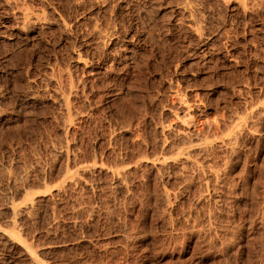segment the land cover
<instances>
[{"label": "rangeland", "instance_id": "rangeland-1", "mask_svg": "<svg viewBox=\"0 0 264 264\" xmlns=\"http://www.w3.org/2000/svg\"><path fill=\"white\" fill-rule=\"evenodd\" d=\"M8 1L0 264H264V0Z\"/></svg>", "mask_w": 264, "mask_h": 264}, {"label": "bare ground", "instance_id": "bare-ground-1", "mask_svg": "<svg viewBox=\"0 0 264 264\" xmlns=\"http://www.w3.org/2000/svg\"><path fill=\"white\" fill-rule=\"evenodd\" d=\"M8 1V0H7ZM25 1V0H24ZM227 2H229V1H231V0H226ZM225 1V2H226ZM239 1V4H245V2H246V0H238ZM9 2V1H8ZM16 2H17V0H16ZM22 3V2H21ZM194 3V1L193 0H180V4H182L183 5V7H184V9H192V7H193V4ZM228 4V3H227ZM18 5V4H17ZM246 5H247V2H246ZM241 6H243V5H241ZM251 6V5H250ZM11 7V6H10ZM15 8V7H14ZM27 8V7H26ZM26 8H24V6H23V9H24V11L23 10H21L20 8V10L23 12V20H24V23H28L29 21H30V19H31V14L28 12V9H26ZM194 8V7H193ZM183 9V10H184ZM244 9H246V7L244 8ZM33 10V9H32ZM39 11V10H38ZM192 11V10H191ZM245 11V10H244ZM204 13V12H203ZM37 14H39V13H37ZM63 14V13H62ZM15 15V14H14ZM190 15H191V13H190ZM198 15V14H197ZM18 16V15H17ZM37 16V15H36ZM44 16H45V13H44ZM43 16V17H44ZM191 16H195V14L193 13ZM22 17V16H21ZM38 17V16H37ZM39 17H40V15H39ZM45 18V17H44ZM61 18H65L64 16L63 17H61ZM22 19V18H21ZM35 19V18H34ZM44 20V19H43ZM65 20V19H64ZM157 20V19H156ZM200 20H201V18H200ZM21 21V20H20ZM34 21V20H33ZM38 21V20H37ZM63 22V21H62ZM110 22V21H109ZM199 22V21H198ZM201 22V21H200ZM34 23H35V21H34ZM32 24V23H31ZM65 24V23H64ZM20 25V24H19ZM30 25V24H29ZM66 25V24H65ZM186 25V24H185ZM26 26V25H25ZM25 26H24V28H25ZM35 26V25H34ZM115 26V25H114ZM28 27V26H27ZM30 27V26H29ZM95 27H96V25H95ZM151 27V26H150ZM22 28H23V26H22ZM23 28V29H24ZM201 28V27H200ZM96 29V28H95ZM94 29V30H95ZM198 29H199V27H198ZM202 29V28H201ZM66 30V29H65ZM214 30V29H213ZM100 31V30H99ZM105 31V30H104ZM202 31V30H201ZM100 33V32H99ZM105 33V32H104ZM201 33V32H200ZM203 34V33H202ZM227 36V35H226ZM81 58V57H80ZM87 59V58H86ZM52 70V69H51ZM54 71H56V70H54ZM59 74V73H58ZM243 82V81H242ZM69 85V84H68ZM71 85V84H70ZM56 86V85H55ZM76 88V87H75ZM71 91V90H70ZM70 95V94H69ZM32 96H33V94H32ZM183 97V96H182ZM67 100V99H66ZM65 101V100H64ZM187 101V100H186ZM200 101V100H199ZM196 103V102H195ZM66 104H67V102H66ZM184 104V103H183ZM68 107V106H67ZM261 107V106H260ZM68 109V108H67ZM190 109H191V105H189L187 102H186V104H185V110H187V115L188 116H191V115H189L190 113H189V111H190ZM186 112V111H185ZM184 112V113H185ZM69 114V113H68ZM186 116V115H185ZM208 118V117H207ZM242 117H240V119H241ZM242 121V120H241ZM241 122L239 121V124H240ZM67 124V123H66ZM242 125V124H241ZM240 125V126H241ZM218 126V125H217ZM238 126V125H237ZM233 127V126H232ZM244 128V127H243ZM254 129V128H253ZM241 131V130H240ZM243 131V130H242ZM183 133V132H182ZM239 134H240V132H239ZM228 136V135H227ZM233 136V135H232ZM235 136V135H234ZM167 137V136H166ZM165 137V138H166ZM226 139V138H225ZM232 139V138H231ZM191 148V147H190ZM68 149V148H67ZM66 150V149H65ZM216 151V150H215ZM190 153V152H189ZM173 154V153H172ZM184 154V156L180 159V161H189V156L190 155H188V153H183ZM186 154V155H185ZM145 155V154H144ZM180 156V155H179ZM121 157V156H120ZM94 159V158H93ZM179 159V158H178ZM215 159V158H214ZM187 161V162H188ZM162 162H163V160H162ZM183 162V163H184ZM186 163V162H185ZM164 164H165V162H164ZM84 167V166H83ZM115 167H117V166H115ZM122 167V166H121ZM78 169V168H77ZM83 170V169H82ZM9 171V170H8ZM76 173V172H75ZM78 173V172H77ZM9 174V173H8ZM118 174H121V173H119V171H118ZM83 175V174H82ZM117 175V174H116ZM120 176V175H119ZM68 178V177H67ZM122 178V177H121ZM217 178V177H216ZM219 178V177H218ZM26 179V178H25ZM69 179V178H68ZM70 179H72V178H70ZM77 179V178H76ZM71 181V180H70ZM29 182V181H28ZM44 182V181H43ZM66 181L64 180V183H65ZM96 182V181H95ZM75 183H77V182H75ZM44 184V183H43ZM71 184V183H70ZM74 184V183H73ZM92 186V185H91ZM47 187V186H46ZM93 189V188H92ZM25 191V190H24ZM31 192V191H30ZM26 193H27V191H26ZM25 194V193H24ZM30 196V195H29ZM263 196V195H262ZM6 199V198H5ZM29 200H28V202L27 203H25V204H27L28 206L29 205H33V201H35L34 200V198L31 196V198H28ZM11 201H9L8 203H7V207H8V210L10 211V213H11V220H10V223H12L13 225L14 224H17L18 222H16L17 221V216L20 214V211H21V209L22 208H20V207H17V205H15V202L12 200V199H10ZM16 201V200H15ZM20 203H22V204H24L22 201H20ZM20 203H18V204H20ZM35 203V202H34ZM91 205V204H90ZM29 207H31V206H29ZM29 207H28V209H29ZM92 207V206H91ZM24 208V207H23ZM24 212V211H23ZM21 213H22V211H21ZM7 217V216H6ZM39 220V219H38ZM7 224V223H6ZM11 225V224H10ZM1 226V225H0ZM6 226H9V223H8V225H6ZM18 226V225H17ZM13 227V226H12ZM20 227V226H19ZM6 228V227H5ZM11 229V228H10ZM0 230H2V231H4L3 230V228H0ZM10 231V230H9ZM13 232L11 233V234H9V232L8 231H4V232H6V233H8V235L9 236H13V238H11V239H13L14 240V238H15V240H18L17 242H20V245H21V243H22V239H21V234H19L16 230V232L14 231V230H12ZM19 231V230H18ZM1 233V232H0ZM5 234V233H4ZM4 234L2 235V236H4ZM1 237V236H0ZM8 237V236H7ZM2 238H4V237H2ZM6 240H7V238H5ZM10 239V238H9ZM13 240L11 241L12 243H13ZM14 240V241H15ZM10 242V241H9ZM16 242V243H17ZM24 242V241H23ZM15 244V243H14ZM19 244V243H18ZM16 245V244H15ZM24 245L27 247V251L29 252V257H31V261H33L34 262V264H43L40 260V257H38V255H37V251H34L32 248H31V245L29 246L28 244H25V242H24ZM18 246V245H17ZM22 246V245H21ZM24 247V246H23ZM18 248H20V247H18ZM21 249V248H20ZM24 249V248H23ZM222 249V248H221ZM24 251V250H23ZM26 251V252H27ZM20 252H22V251H20ZM23 253H25V252H23ZM25 254H27V253H25ZM26 256V255H25ZM24 256V257H25ZM28 256V255H27ZM30 259V258H29Z\"/></svg>", "mask_w": 264, "mask_h": 264}]
</instances>
